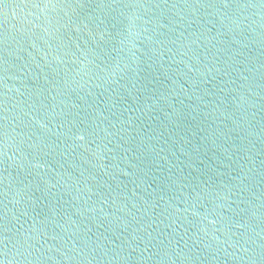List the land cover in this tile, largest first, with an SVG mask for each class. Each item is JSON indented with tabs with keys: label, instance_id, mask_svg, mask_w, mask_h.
Masks as SVG:
<instances>
[{
	"label": "water",
	"instance_id": "water-1",
	"mask_svg": "<svg viewBox=\"0 0 264 264\" xmlns=\"http://www.w3.org/2000/svg\"><path fill=\"white\" fill-rule=\"evenodd\" d=\"M0 264H264V0H0Z\"/></svg>",
	"mask_w": 264,
	"mask_h": 264
}]
</instances>
